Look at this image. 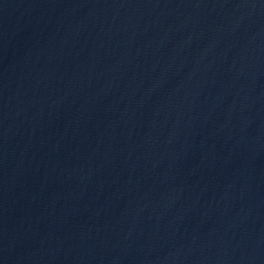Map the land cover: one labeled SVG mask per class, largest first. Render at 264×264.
<instances>
[{
	"label": "water",
	"instance_id": "obj_1",
	"mask_svg": "<svg viewBox=\"0 0 264 264\" xmlns=\"http://www.w3.org/2000/svg\"><path fill=\"white\" fill-rule=\"evenodd\" d=\"M0 264H264V0H0Z\"/></svg>",
	"mask_w": 264,
	"mask_h": 264
}]
</instances>
